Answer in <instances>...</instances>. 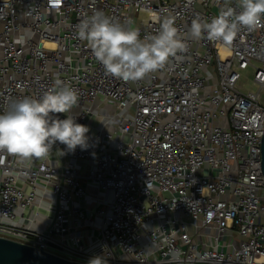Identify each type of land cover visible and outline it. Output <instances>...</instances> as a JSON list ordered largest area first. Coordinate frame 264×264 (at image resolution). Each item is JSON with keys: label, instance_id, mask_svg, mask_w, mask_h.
Here are the masks:
<instances>
[{"label": "built area", "instance_id": "2783aa9c", "mask_svg": "<svg viewBox=\"0 0 264 264\" xmlns=\"http://www.w3.org/2000/svg\"><path fill=\"white\" fill-rule=\"evenodd\" d=\"M236 5L0 0V113L14 100L41 97L56 80L78 93L70 113L77 123L110 109L87 133L86 149L56 142L47 157L28 163L0 153V237L87 264L96 257L105 264H264V105L259 92L239 85L240 71L251 66L252 83L264 89V19L230 46L187 38L192 19L210 21ZM96 11L130 22L141 38L172 17L186 51L143 80L106 75L76 35ZM43 203L53 219L46 234L51 221L31 224Z\"/></svg>", "mask_w": 264, "mask_h": 264}, {"label": "clouds", "instance_id": "9594fccd", "mask_svg": "<svg viewBox=\"0 0 264 264\" xmlns=\"http://www.w3.org/2000/svg\"><path fill=\"white\" fill-rule=\"evenodd\" d=\"M236 11L227 7L210 21L196 17L187 38L221 41L230 46L242 29L254 31L264 19V0H237ZM77 38L87 43L106 75L126 82L143 80L163 69L170 58L186 51L185 37L172 17L163 19L157 34L141 38L139 29L113 21L102 11L84 18L77 26ZM78 93L69 84L56 80L39 98L23 97L0 113V153L28 163L45 158L53 144L60 142L69 151L88 146L89 127L70 114L78 104ZM68 114L60 119L54 114ZM89 264H105L101 257Z\"/></svg>", "mask_w": 264, "mask_h": 264}, {"label": "water", "instance_id": "95a60500", "mask_svg": "<svg viewBox=\"0 0 264 264\" xmlns=\"http://www.w3.org/2000/svg\"><path fill=\"white\" fill-rule=\"evenodd\" d=\"M261 171L264 177V131L261 138ZM58 200L54 216L57 212ZM53 222L44 230L46 234ZM0 264H87L68 260L41 248L29 246L11 239L0 237Z\"/></svg>", "mask_w": 264, "mask_h": 264}, {"label": "crops", "instance_id": "0c3cea01", "mask_svg": "<svg viewBox=\"0 0 264 264\" xmlns=\"http://www.w3.org/2000/svg\"><path fill=\"white\" fill-rule=\"evenodd\" d=\"M88 106H89L88 103H84V105L82 107L87 108ZM95 110L97 111V114L92 115L91 118L89 119V124L86 125L89 127V130L92 132L95 130V127H100V125L104 122L102 115H106V114L110 113L109 112L110 109L108 106L96 108ZM91 192H95L94 189H91ZM44 206H46L45 203H43V206H41L42 209L39 210V214H38L39 216L37 218V222L35 223L34 220L31 221L32 226L36 229H40L42 226L46 225L48 222L51 221V218H52L51 215L52 214L48 213ZM26 215H27V217L32 219L33 215H34L33 209L26 211ZM24 223L28 224L29 222L26 220ZM200 238L201 237L199 236L198 239H200Z\"/></svg>", "mask_w": 264, "mask_h": 264}, {"label": "rangeland", "instance_id": "374dc122", "mask_svg": "<svg viewBox=\"0 0 264 264\" xmlns=\"http://www.w3.org/2000/svg\"><path fill=\"white\" fill-rule=\"evenodd\" d=\"M253 73H254V68L251 66L242 69L240 71L241 77H240L239 85L241 86L242 91L252 90L255 92H259L260 101L264 105V89H259L258 86L252 83Z\"/></svg>", "mask_w": 264, "mask_h": 264}, {"label": "bare ground", "instance_id": "6f19581e", "mask_svg": "<svg viewBox=\"0 0 264 264\" xmlns=\"http://www.w3.org/2000/svg\"><path fill=\"white\" fill-rule=\"evenodd\" d=\"M220 49H221L222 51H225V50H226L224 46H222Z\"/></svg>", "mask_w": 264, "mask_h": 264}]
</instances>
